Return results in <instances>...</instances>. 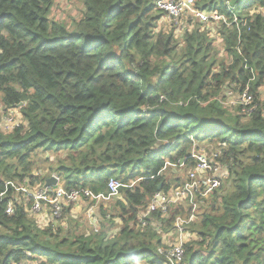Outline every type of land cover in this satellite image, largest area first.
Wrapping results in <instances>:
<instances>
[{"label": "trees", "instance_id": "16d2710c", "mask_svg": "<svg viewBox=\"0 0 264 264\" xmlns=\"http://www.w3.org/2000/svg\"><path fill=\"white\" fill-rule=\"evenodd\" d=\"M55 1L0 0L1 106L20 113L12 133L0 128V192L7 183L42 188L51 176L33 173L50 157L39 153L64 154L50 170L67 190L108 193L111 178L133 185L116 202L126 225L111 237L40 229L25 202L6 213L9 187L0 201V264H165L159 231L174 229L184 207L153 213L140 230L126 216L137 222L159 192L184 184L167 173L195 170L200 146H216L230 173L199 204L188 227L198 240L186 245L183 264H264V0L196 1L229 21V6L238 15L234 28H221L220 51L199 24L179 50L176 29L160 27L168 23L158 0H83L72 30L51 18ZM229 89L252 96L250 111L229 113Z\"/></svg>", "mask_w": 264, "mask_h": 264}, {"label": "built area", "instance_id": "2783aa9c", "mask_svg": "<svg viewBox=\"0 0 264 264\" xmlns=\"http://www.w3.org/2000/svg\"><path fill=\"white\" fill-rule=\"evenodd\" d=\"M197 0H158V10L165 13L167 21L171 22L177 33L184 32V24L181 23L185 16H188V31L194 29L195 24L204 26V30L211 36H216L221 44V28H234L238 24V15L234 12L233 7L229 6V12L234 15V20L229 21L226 14L219 12H206L196 7ZM239 106L244 111H250L253 98L249 93H244L238 98ZM2 108V106H1ZM5 116L6 121L13 123L11 133L17 126L16 117L20 118L17 109H10L7 112L0 110ZM2 115V116H3ZM7 122V124H9ZM210 157L212 159H210ZM192 158L197 161L195 170L190 171L187 179L181 186L174 187L170 192H159L151 201L145 213L140 219V224L147 225V221L152 219L153 213L160 211L165 214L169 207H184L185 214L179 215L174 222V232L176 238L173 244L159 248L158 254L164 260L165 264H183L186 245L189 239H194L193 235L188 234V227L196 220V214L199 210L200 199L205 200L220 191L229 179V168L223 167L217 160V155L213 152L205 151L194 152ZM184 162H180L182 167ZM56 178V185L43 186L38 191H32L27 185L18 187V184L7 183L4 192H0V201L4 199L9 187L15 190L8 203L6 213L12 215L15 203L25 202L26 211L31 217H36L38 226L44 224H54L64 219L66 208L78 203L101 204L109 203L120 195L121 188H131L133 185H124L120 181L111 178L108 181V193H94L91 189H72L67 190L61 179ZM31 201V205L28 202ZM93 207H90V210ZM191 237V238H190Z\"/></svg>", "mask_w": 264, "mask_h": 264}, {"label": "rangeland", "instance_id": "374dc122", "mask_svg": "<svg viewBox=\"0 0 264 264\" xmlns=\"http://www.w3.org/2000/svg\"><path fill=\"white\" fill-rule=\"evenodd\" d=\"M82 10H83V0H56L54 2V6L52 8V12H51V18L55 21H59L60 23H63L68 29L72 30L76 27V25L78 24L80 17L82 16ZM264 13V10H263ZM166 19V16H165ZM167 21V19H166ZM162 25L165 27H162V25L160 24V27L162 30H165L166 32H169L171 30H174L175 26L167 21L168 25H166L165 21L163 20ZM181 23L184 24V32L182 33V28H181V32L177 33L175 32V38L176 40L179 42L180 47L179 50H182L184 47V41H183V37L185 36V33L188 31V16H185L183 18V20L181 21ZM198 25V24H195ZM196 27V26H195ZM194 27V29H195ZM216 36H213L212 39L214 40V47L220 51V43L218 40H215ZM220 59L222 58L219 57ZM215 70H218V67L215 68ZM226 96L228 97V102L230 104H225V107H231L229 109V113L232 115H239L238 111H237V107L239 106L238 102V98L235 92H231L230 89L226 91ZM259 94L261 95V98L264 99V87H261L259 89ZM1 94H0V110H2L1 108ZM231 105V106H230ZM2 112H0V128L1 130L5 133H11L10 129L12 127V124H14L15 122L13 121V123H10L8 121H6L5 116L3 115ZM19 118V117H18ZM7 122L9 124H7ZM13 132V131H12ZM216 146H200L197 147L196 151H205L206 153H211L214 152V150L216 149ZM50 157V162L46 163L43 162L42 164H40V169L39 170H35L33 173V176H37L39 178H46V177H53L56 176L58 177V175L56 173L51 172L50 168L53 167L55 168L56 165L58 164L59 161H62L65 159V155L64 154H44V153H39V156L37 159H43V158H47ZM210 159H212L210 157ZM220 164L223 167H227L228 165L225 163L220 162ZM168 176H172L174 178H183L184 180L187 179V173L184 172L182 169L176 167V166H172L170 167V170L168 171ZM50 177V178H51ZM18 187H23V183H17ZM16 184V185H17ZM41 185H39L38 183L36 185H34L33 187L28 186L33 192L34 191H38L41 189L40 187ZM122 195L120 194L118 197L114 198L111 202L109 203H101L98 205L95 204H86L85 208H83L81 211H79L77 214L76 213H69L67 215L64 216L63 220H59V222L52 224L56 229H54L55 232H58L57 227L60 226V228L62 231L60 233L62 234H66L68 232L77 234V235H84V236H90L92 234H96L99 230V232L104 231L106 232L107 235H109L110 237L117 234L119 232V230L126 225V223L123 222V220L120 218V215L122 214L121 208L119 206H116V202L118 200H121ZM205 204V200L200 199V206H202L203 204ZM90 207H93L90 210ZM73 209V208H72ZM146 209H142L140 208V213H139V217L137 222H135L134 220H129V217L126 216V220L128 222L127 225H129L130 227H133L135 229H141L140 227V219L142 218V215L145 213ZM35 220L36 217H32ZM76 218V219H75ZM89 222V223H88ZM67 227V228H66ZM161 227V226H160ZM40 229H45L46 226L44 224L39 226ZM172 228V229H171ZM168 232L167 231H159V233L162 234V237L164 238V246H168L170 244L174 243V240L176 238V234L174 232L173 227H171ZM95 232H94V231ZM167 232V233H166ZM188 234L189 235H193L194 239H189L190 242L192 241H196L197 236L196 234H194L191 231V227L188 229ZM191 238V237H190ZM189 242V243H190ZM143 264H147V263H143Z\"/></svg>", "mask_w": 264, "mask_h": 264}, {"label": "crops", "instance_id": "0c3cea01", "mask_svg": "<svg viewBox=\"0 0 264 264\" xmlns=\"http://www.w3.org/2000/svg\"><path fill=\"white\" fill-rule=\"evenodd\" d=\"M85 203H78L76 205L73 206V209H72V213H78L79 211H81L83 208H85Z\"/></svg>", "mask_w": 264, "mask_h": 264}, {"label": "water", "instance_id": "95a60500", "mask_svg": "<svg viewBox=\"0 0 264 264\" xmlns=\"http://www.w3.org/2000/svg\"><path fill=\"white\" fill-rule=\"evenodd\" d=\"M22 106V104L20 105V107ZM56 178L55 177H51L47 180V182L45 183V186H50V185H53L55 186L56 185ZM159 191H161V188H159Z\"/></svg>", "mask_w": 264, "mask_h": 264}, {"label": "bare ground", "instance_id": "6f19581e", "mask_svg": "<svg viewBox=\"0 0 264 264\" xmlns=\"http://www.w3.org/2000/svg\"><path fill=\"white\" fill-rule=\"evenodd\" d=\"M89 223V222H88Z\"/></svg>", "mask_w": 264, "mask_h": 264}]
</instances>
